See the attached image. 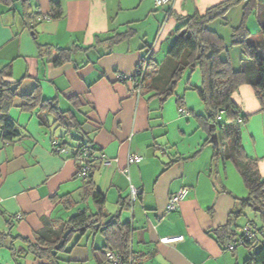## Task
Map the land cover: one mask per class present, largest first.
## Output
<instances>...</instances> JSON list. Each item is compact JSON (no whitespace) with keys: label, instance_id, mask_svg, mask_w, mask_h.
Returning <instances> with one entry per match:
<instances>
[{"label":"crops","instance_id":"0c3cea01","mask_svg":"<svg viewBox=\"0 0 264 264\" xmlns=\"http://www.w3.org/2000/svg\"><path fill=\"white\" fill-rule=\"evenodd\" d=\"M28 1L29 15L37 16L30 24L20 0L14 5L0 1V69L12 64L5 79L17 87L10 116L20 131L15 141H0V210L7 215L0 212V230L9 231L6 219L11 216L12 235L33 238L44 216L67 218L92 206L73 157L76 143L86 139L101 157L92 182L106 194L108 212L131 225L132 249L140 264H244L252 250L243 244L226 248L214 233L248 192L235 162L213 159L215 143H206L209 133L201 123L206 110L197 91L201 70L186 71L164 102L145 88L133 93L131 81L119 78L132 77L150 54L157 62L164 59L181 25L179 17L224 0H173L169 6L156 0H54L62 5L60 18L50 17L52 0ZM131 30L134 34L127 37ZM58 48L75 50L70 60L56 63ZM36 88L43 99L57 97L81 133L66 132L51 113L42 118L38 109L23 111L22 96ZM234 99L250 115L242 125L243 146L259 160L264 177V111L251 84L241 85ZM55 137L65 142L61 153L52 149ZM131 154L141 161L129 163ZM102 157L112 164L102 163ZM131 187L140 192L135 200ZM183 188L188 192L179 207L165 211ZM63 197L71 199V209ZM249 208L234 217L238 231L254 224L241 218L250 214ZM178 236L182 238L165 240ZM22 244L18 238L16 245ZM106 244L102 233L85 235L60 256L70 264H113L106 260ZM22 263L49 264L31 255ZM0 264H15L9 249L0 248Z\"/></svg>","mask_w":264,"mask_h":264},{"label":"trees","instance_id":"16d2710c","mask_svg":"<svg viewBox=\"0 0 264 264\" xmlns=\"http://www.w3.org/2000/svg\"><path fill=\"white\" fill-rule=\"evenodd\" d=\"M0 1L7 5H14L17 0ZM20 1L25 18L30 24L31 21L37 19V16L29 15L32 5L28 0ZM172 2L165 6L171 5ZM243 2L242 21L233 27L231 35L232 42L240 44L243 51L241 68L235 69L230 60L221 57V52L228 46L226 39L211 29L209 24L216 19L225 18L233 6ZM168 10L170 13L171 8ZM251 13L256 15L261 26L258 35H253L246 23ZM62 14L61 3L52 0L50 17L60 18ZM179 20H181V25L176 29L175 40L164 59L157 62L150 54L144 90L153 92L164 102L175 94L177 84L186 71L195 68L201 70L202 85L197 88V91L206 110V116L201 118L202 125L209 133L206 143L214 144L212 135L217 134L218 142L214 144L213 159L233 160L248 192L246 197L239 199L241 207L231 213L226 224L214 229V233L217 240L225 247L230 241H236L239 238L243 240L241 244L252 250L250 258L244 264H264V233L248 239L233 224L234 217L241 215L246 207L254 209L264 220V177L259 169V160L246 154L242 141V125L247 122L250 115L244 114L234 99V93L241 85L251 84L260 102L261 111H264V0H224L210 6L204 12L179 17ZM133 34L134 31L131 30L126 36ZM113 41L116 42L117 39ZM74 50L75 48H58L55 62L64 63L70 60ZM149 68L153 69L151 74ZM11 74V63L0 69V141L3 144L15 141L20 136L19 127L10 116V109L18 96L17 87L13 85L15 83L5 79ZM21 99L23 111L30 112L38 109L42 118L47 113H51L55 116V122L65 128L66 132L81 133L80 124L72 113L60 107L57 97L43 99L40 88H36L30 94L22 96ZM179 102L183 104V99L180 98ZM82 143H90V141L82 139L78 143L73 155L77 162ZM60 144L65 147V142L60 141ZM90 144L91 151L88 160L91 167L88 176L82 178L87 182V196L92 199V206L86 205L67 218L44 216L42 227L34 233L33 238L12 235L11 226L14 221L11 216L7 218L10 229L9 231L0 230V248L10 250L15 264H23L22 258H27L29 255L35 259H45L49 264H63V262L70 264L60 254L70 252L75 245L79 244L83 236L97 233H102L106 239L107 244L104 251L107 261L106 252L112 249L122 258L124 264H140L132 249L131 225L122 222L118 215L115 217L108 212L106 194L97 189L92 182L95 163L101 157L97 156L95 145ZM105 159L102 157L101 162L103 163ZM79 170L78 162L77 175H79ZM63 198L61 201H64V204L71 200L69 197ZM85 200H87L86 196ZM70 204H67V209L74 206ZM0 212L3 216H7L4 211L0 210ZM257 227L260 229L259 232L264 229V225ZM18 238L24 242L21 246L16 245Z\"/></svg>","mask_w":264,"mask_h":264},{"label":"built area","instance_id":"2783aa9c","mask_svg":"<svg viewBox=\"0 0 264 264\" xmlns=\"http://www.w3.org/2000/svg\"><path fill=\"white\" fill-rule=\"evenodd\" d=\"M159 5H165L171 3L173 0H156ZM48 18V16H40V19ZM148 60L149 57L142 60V62L138 65L136 69V73L132 77H128L126 75H119V78L126 79L131 81V91L135 94L141 93V91L145 88V77L148 72ZM52 149L54 152L61 153L65 149L64 146H61L60 141L58 138H54L51 142ZM81 153L78 156V162L80 164L79 176L80 177H87L90 170V162H89V153L91 151V144L90 143H82L81 146ZM142 157L140 155L131 154L128 157L129 163H137L140 162ZM112 159L106 158L103 163L105 165H111ZM188 192L187 188H183L178 191L175 195H173L170 200L169 204L166 208L168 210L177 209L183 199L186 197ZM139 194V190L136 187H131V195L132 200H135ZM243 235H245L248 239H253L256 235L263 234L264 229L261 232L260 229L256 225L248 224L244 226L242 229L239 230ZM181 236L178 237H169L165 238L167 241H174L181 239ZM243 240L239 238V240H233L227 243L226 247L229 249L235 248L237 245H240ZM108 261L113 264H124L122 258L112 249L107 250L106 252Z\"/></svg>","mask_w":264,"mask_h":264},{"label":"rangeland","instance_id":"374dc122","mask_svg":"<svg viewBox=\"0 0 264 264\" xmlns=\"http://www.w3.org/2000/svg\"><path fill=\"white\" fill-rule=\"evenodd\" d=\"M243 3L233 6L228 12L225 19H218L212 21L210 28L219 33L222 37L226 39L228 46L221 52V57L223 59L230 60L232 66L235 69L241 68V59L243 58V51L240 44H234L231 39L232 29L234 26L240 24L242 21L243 15ZM246 23L251 30L253 35H258L261 30V26L257 20V17L254 13H251L246 19ZM76 142V141H75ZM74 143V142H73ZM78 143H76L77 145ZM252 211L249 213H244L241 218L244 219V223H250L248 221H254V224L261 226L264 224V221L261 218V215L257 213L254 209L249 208ZM243 225V223H240Z\"/></svg>","mask_w":264,"mask_h":264},{"label":"water","instance_id":"95a60500","mask_svg":"<svg viewBox=\"0 0 264 264\" xmlns=\"http://www.w3.org/2000/svg\"><path fill=\"white\" fill-rule=\"evenodd\" d=\"M212 139L214 140L215 143L218 142L217 134L216 133L212 135Z\"/></svg>","mask_w":264,"mask_h":264}]
</instances>
